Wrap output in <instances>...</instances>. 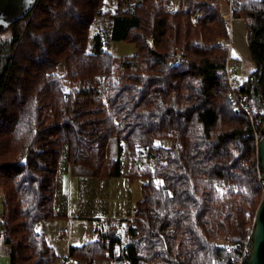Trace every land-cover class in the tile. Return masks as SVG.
Returning <instances> with one entry per match:
<instances>
[{"label": "trees", "instance_id": "1", "mask_svg": "<svg viewBox=\"0 0 264 264\" xmlns=\"http://www.w3.org/2000/svg\"><path fill=\"white\" fill-rule=\"evenodd\" d=\"M233 15L243 22L256 67L237 88L261 126L264 0H236ZM5 31L0 242L9 247L10 264L56 260L36 225L64 216L55 210L60 163L78 164L95 178L120 177L124 147L126 179L143 180L140 199L128 218L104 223L94 241L69 247L66 258L230 264L234 254L216 241L246 240L264 183L260 136L228 97L227 50L218 42L228 30L217 1L36 0L25 17L0 26ZM111 41L132 43L134 53L115 59ZM112 140L116 157L108 158Z\"/></svg>", "mask_w": 264, "mask_h": 264}, {"label": "crops", "instance_id": "2", "mask_svg": "<svg viewBox=\"0 0 264 264\" xmlns=\"http://www.w3.org/2000/svg\"><path fill=\"white\" fill-rule=\"evenodd\" d=\"M59 172L66 174L67 187L70 188L73 186L78 197L76 201L70 200L68 198V192L64 193L61 189L58 190L55 197V210L58 214L64 216L39 221L36 225V231L40 233L54 249L57 257L53 264H70L72 259L66 258L69 247L80 246L89 241H94L97 237V230L104 225L105 222L103 220L107 218H128L130 210L136 202L134 200L137 198V194L135 191L136 186H134L135 194L132 197H128L131 204L129 208L124 211L123 205L119 200L113 198L131 183L126 180L124 171H122L123 175L120 177L95 178L92 177L88 169L78 164L62 161L59 165L58 174ZM140 181L142 184V179ZM61 184H64L63 180ZM140 197L141 194L137 201ZM2 198L3 196L1 193V200ZM109 202H111L112 212H115L113 216H108L109 213L106 203ZM87 206H89V210L86 209ZM99 216H102V218ZM76 217L79 219V227L82 230V235L77 238L79 245L70 243L68 239L69 236H71L73 227L72 221H74ZM90 221L95 224L85 232L84 228L87 227L86 223H90ZM0 243H2L4 251L9 258V247L4 244V242ZM77 263L82 264L83 262L75 260V264Z\"/></svg>", "mask_w": 264, "mask_h": 264}, {"label": "rangeland", "instance_id": "3", "mask_svg": "<svg viewBox=\"0 0 264 264\" xmlns=\"http://www.w3.org/2000/svg\"><path fill=\"white\" fill-rule=\"evenodd\" d=\"M216 1H217L218 10H221V8H222V11H224L226 9L224 0H216ZM108 3H109L108 6H111V3L110 2H108ZM102 23H103V20L99 21V24H102ZM94 29H97V25H95V28H93V30L92 29L91 30L95 31ZM9 37H10L9 31H7V32L5 31V32L1 33L0 34V42L7 41L9 39ZM232 45H233V50H232L233 55L236 58V61L238 64L237 65V71L235 74V83L237 85H240L241 82L244 79H246L251 72L256 70L254 63L252 62V60L248 56V51H247V47H246V31L244 29L243 22L240 20H236L233 23ZM109 52L115 59H120L122 57L132 55L134 53V45L132 43L123 42V41H111L109 44ZM60 71H61V69H59V72ZM259 134H260V128H259ZM156 143H158L161 146L169 147L172 142L170 140H164V141L157 140ZM116 148H117L116 143L113 140L110 141L108 146H107V150H106V155L108 158H115L116 157ZM122 155H123V167H122L123 169H122V171H124V173H126L128 168H129V165H130V160H129L130 157L128 154V150L125 147L123 148ZM58 175H59V179H58L59 190L61 189L64 193L68 192V198L70 200L76 201V199L78 197L76 190H75V188H73V186H71L70 188L67 187L66 174L59 172ZM62 180L64 181V184H61ZM140 180L141 179L131 181L130 185H127V187L125 189L121 190L120 193H118L117 195H115L113 197L115 199H118L119 202L123 205L124 211H126L127 208H129V206L131 204L128 197L134 196L135 191L137 194V198H135L134 201H137V199L139 198V196L141 194L140 189H139V184L141 186ZM134 186H136L135 191H134ZM0 202H1V193H0ZM106 207L108 208V213H109L108 216H113L115 214V212H112L111 202L106 203ZM86 209L89 210V206H87ZM99 217L102 218V216H99ZM114 219L115 218H110V219L107 218L103 221L105 223H108V222L113 221ZM78 220L79 219L76 217L75 220L72 221L73 227L71 230V236H69V238H68L69 242L72 244H75V245H79L77 238H78V236L82 235L81 234L82 230L79 227ZM123 223H122V225H123ZM94 224L95 223H92L91 221H90V223H86L87 227L84 228V231L87 232V230L90 229L91 226H93ZM124 225H125V223H124ZM125 239H127L126 236H125ZM251 245H252V236H251ZM77 261H80V260H77ZM95 261L98 263H96ZM95 261H93L95 263L92 262L91 264H108V262L106 260H95ZM81 262H83V261H81ZM0 264H10L9 258L4 251L2 243H0ZM70 264H75V260L72 259ZM77 264H79V263H77ZM82 264H85V262H83Z\"/></svg>", "mask_w": 264, "mask_h": 264}, {"label": "built area", "instance_id": "4", "mask_svg": "<svg viewBox=\"0 0 264 264\" xmlns=\"http://www.w3.org/2000/svg\"><path fill=\"white\" fill-rule=\"evenodd\" d=\"M175 3L177 0H171ZM206 1V0H202ZM236 0H224L226 9L224 11L219 10L220 18L223 20L224 25L228 30V36L218 40L226 50L227 54L224 58V72L226 76V85L228 89V97L230 98L231 105L239 112L244 113L251 125L252 132L257 139L259 134V122L254 119L250 113L248 106L247 95L237 88L235 83V74L237 71V61L233 55L232 45V28L236 18L233 15L234 3ZM196 17H192V21H195ZM2 205L0 202V222H1ZM136 214V210L132 209V216ZM252 232V231H251ZM216 245L225 250V252L234 254L230 264H246L251 251V233L248 234L246 240L241 244L232 243L227 239H219L216 241Z\"/></svg>", "mask_w": 264, "mask_h": 264}, {"label": "water", "instance_id": "5", "mask_svg": "<svg viewBox=\"0 0 264 264\" xmlns=\"http://www.w3.org/2000/svg\"><path fill=\"white\" fill-rule=\"evenodd\" d=\"M35 2L36 0H0V26H9L25 17ZM257 157L264 183V121L260 127ZM251 236V251L246 264H264V196L255 214Z\"/></svg>", "mask_w": 264, "mask_h": 264}]
</instances>
